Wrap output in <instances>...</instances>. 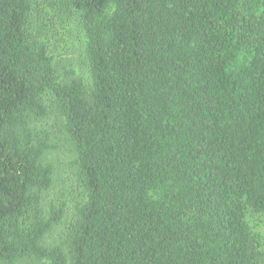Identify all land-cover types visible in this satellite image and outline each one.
Returning a JSON list of instances; mask_svg holds the SVG:
<instances>
[{"label":"trees","instance_id":"16d2710c","mask_svg":"<svg viewBox=\"0 0 264 264\" xmlns=\"http://www.w3.org/2000/svg\"><path fill=\"white\" fill-rule=\"evenodd\" d=\"M248 211L264 0H0V264H261Z\"/></svg>","mask_w":264,"mask_h":264},{"label":"rangeland","instance_id":"374dc122","mask_svg":"<svg viewBox=\"0 0 264 264\" xmlns=\"http://www.w3.org/2000/svg\"><path fill=\"white\" fill-rule=\"evenodd\" d=\"M58 33L62 32V28L60 27V25L58 26V28L56 29ZM63 31L67 32V29H63ZM67 37V42H71V40H77V35L76 34H70L67 33L66 34ZM67 175L65 174V172L62 175V179L61 182L59 183L58 186H56L50 193H49V197H51V199L53 200V202L55 204L58 203L59 198H63L65 197L67 199V195L71 196L68 191H67ZM70 203V201H69ZM252 232H253V236L254 239L258 245L260 254H261V264H264V214H259V213H255L252 211H248L247 214ZM56 240V234H50L49 236V242H55Z\"/></svg>","mask_w":264,"mask_h":264}]
</instances>
